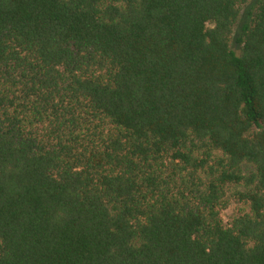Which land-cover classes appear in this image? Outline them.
<instances>
[{
    "label": "trees",
    "instance_id": "1",
    "mask_svg": "<svg viewBox=\"0 0 264 264\" xmlns=\"http://www.w3.org/2000/svg\"><path fill=\"white\" fill-rule=\"evenodd\" d=\"M0 264H264V0H0Z\"/></svg>",
    "mask_w": 264,
    "mask_h": 264
},
{
    "label": "rangeland",
    "instance_id": "2",
    "mask_svg": "<svg viewBox=\"0 0 264 264\" xmlns=\"http://www.w3.org/2000/svg\"><path fill=\"white\" fill-rule=\"evenodd\" d=\"M236 50H239L235 47ZM229 204L227 206V208L223 211L222 216L225 220V222H229L231 220V218L237 214L238 212H240L242 209L243 210H247L248 207L246 205H243L239 202H237L235 199L231 198L229 200Z\"/></svg>",
    "mask_w": 264,
    "mask_h": 264
}]
</instances>
